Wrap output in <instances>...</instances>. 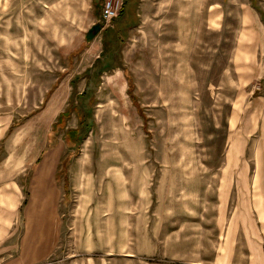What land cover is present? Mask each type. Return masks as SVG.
<instances>
[{"label":"rangeland","instance_id":"rangeland-1","mask_svg":"<svg viewBox=\"0 0 264 264\" xmlns=\"http://www.w3.org/2000/svg\"><path fill=\"white\" fill-rule=\"evenodd\" d=\"M172 1L148 0L117 43L125 0L116 29L103 0H0V178L20 188L5 254L20 264H220L237 215L264 245V0H178L179 39ZM219 178L242 181L222 214ZM244 241L228 264L251 263Z\"/></svg>","mask_w":264,"mask_h":264},{"label":"crops","instance_id":"crops-1","mask_svg":"<svg viewBox=\"0 0 264 264\" xmlns=\"http://www.w3.org/2000/svg\"><path fill=\"white\" fill-rule=\"evenodd\" d=\"M134 2V9L132 15V19L129 20V17L127 16L129 4L131 2ZM148 0H125V6L123 8V14L120 16L124 19L122 21V28L125 32V36L123 37V34H118L115 36V39L117 43L122 40H126L127 34L129 32H132L134 29H137V27L141 28L144 26L145 22L147 23V11L145 10L148 8ZM171 10V14L165 15V16H171L173 17L174 9L175 13L178 14V7L179 2L178 0L176 2L171 3V5L168 6ZM177 16V15H176ZM248 16V15H247ZM174 18V17H173ZM172 18V21H170L169 24L166 23V29H174V26L176 27V31L174 34L179 39L180 37V26H179V18L177 16V19ZM249 18V16H248ZM118 19H116V22L112 24L111 27L117 28ZM174 20L175 25H174ZM171 30L165 31L169 32ZM179 31L178 33H176ZM171 35H173V32H171ZM165 37V36H164ZM166 38V37H165ZM116 43V44H117ZM176 53V52H175ZM178 53V52H177ZM172 54V53H171ZM11 127L7 129L6 134L8 135L11 131ZM5 129L2 128L0 130V134L3 133ZM5 134V135H6ZM4 134L0 136V140L3 138ZM13 178H0V264H20L19 259L11 254H5V241L11 237V233L13 232V229L15 227V218L18 215L19 210V201H20V188L19 183L15 180H10ZM218 180V190H219V198L221 200V206L219 208L220 213L222 214L226 210V204L228 199V193L229 191L234 187V183H240L241 180H238V178H223V180ZM19 182V179H18ZM254 182V181H253ZM255 182H264L263 180H258ZM41 187L40 189H42ZM225 205V206H224ZM260 205V203H259ZM264 214H261L263 217ZM238 220L235 222L230 223L229 228L228 225L225 227L223 231L222 240L219 243L220 246V253L217 254V259L220 264H228L231 262L234 254L232 252V247L237 246L239 235H241V238L245 241L242 242V245L246 248V254L251 260L250 264H256V261L260 262L259 264L263 263L261 262V257L264 256V245L260 242V234L258 232H253L251 235L246 234L243 231V216L237 215ZM261 217V218H262ZM222 219V218H221ZM227 220V219H226ZM260 219H258L259 221ZM254 228V227H253ZM49 229L48 226H45V228L42 230H39L40 233L44 235L47 230ZM51 229V228H50Z\"/></svg>","mask_w":264,"mask_h":264},{"label":"built area","instance_id":"built-area-1","mask_svg":"<svg viewBox=\"0 0 264 264\" xmlns=\"http://www.w3.org/2000/svg\"><path fill=\"white\" fill-rule=\"evenodd\" d=\"M124 0H103L102 2V28L111 26L119 15Z\"/></svg>","mask_w":264,"mask_h":264},{"label":"water","instance_id":"water-1","mask_svg":"<svg viewBox=\"0 0 264 264\" xmlns=\"http://www.w3.org/2000/svg\"><path fill=\"white\" fill-rule=\"evenodd\" d=\"M99 29H100V26L98 24L93 26L94 31H98Z\"/></svg>","mask_w":264,"mask_h":264}]
</instances>
